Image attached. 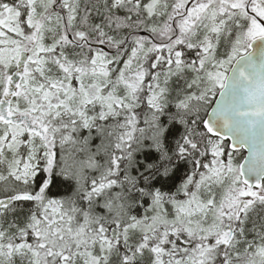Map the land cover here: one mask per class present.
Instances as JSON below:
<instances>
[{
    "label": "snow or ice",
    "instance_id": "obj_1",
    "mask_svg": "<svg viewBox=\"0 0 264 264\" xmlns=\"http://www.w3.org/2000/svg\"><path fill=\"white\" fill-rule=\"evenodd\" d=\"M0 264H264V0H0Z\"/></svg>",
    "mask_w": 264,
    "mask_h": 264
}]
</instances>
